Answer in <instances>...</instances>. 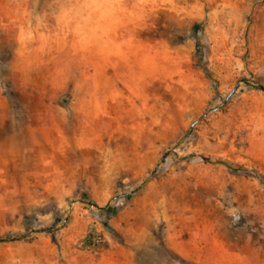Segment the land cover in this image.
I'll return each instance as SVG.
<instances>
[{
	"label": "rangeland",
	"instance_id": "374dc122",
	"mask_svg": "<svg viewBox=\"0 0 264 264\" xmlns=\"http://www.w3.org/2000/svg\"><path fill=\"white\" fill-rule=\"evenodd\" d=\"M0 264H264V0H0Z\"/></svg>",
	"mask_w": 264,
	"mask_h": 264
},
{
	"label": "crops",
	"instance_id": "0c3cea01",
	"mask_svg": "<svg viewBox=\"0 0 264 264\" xmlns=\"http://www.w3.org/2000/svg\"><path fill=\"white\" fill-rule=\"evenodd\" d=\"M206 245V244H204ZM204 245H201V249L204 247ZM219 246H217L216 242H211L208 244V251L203 254L201 250V257H195L190 256L189 258V252L188 249L185 246H174V248L178 249L181 255H183L186 259L189 258L191 261H194L196 263L206 262V263H217L220 262L223 259L228 258L229 252L222 253L220 249H218ZM197 249L198 246H195ZM196 252V251H195ZM197 253V252H196Z\"/></svg>",
	"mask_w": 264,
	"mask_h": 264
},
{
	"label": "trees",
	"instance_id": "16d2710c",
	"mask_svg": "<svg viewBox=\"0 0 264 264\" xmlns=\"http://www.w3.org/2000/svg\"><path fill=\"white\" fill-rule=\"evenodd\" d=\"M193 28H196V26H193ZM85 197V196H84ZM86 198V197H85ZM101 211L107 212V215H113L115 214V210L113 208H109L108 206H105L104 208L101 209ZM6 236L5 238H7Z\"/></svg>",
	"mask_w": 264,
	"mask_h": 264
},
{
	"label": "water",
	"instance_id": "95a60500",
	"mask_svg": "<svg viewBox=\"0 0 264 264\" xmlns=\"http://www.w3.org/2000/svg\"><path fill=\"white\" fill-rule=\"evenodd\" d=\"M91 203V202H90ZM95 205V204H94Z\"/></svg>",
	"mask_w": 264,
	"mask_h": 264
}]
</instances>
